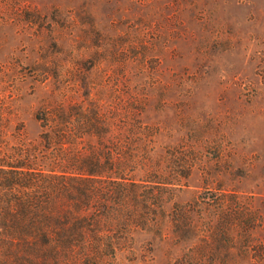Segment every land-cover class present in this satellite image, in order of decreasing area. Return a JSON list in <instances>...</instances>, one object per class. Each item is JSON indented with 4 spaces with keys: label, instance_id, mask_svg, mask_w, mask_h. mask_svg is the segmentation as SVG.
<instances>
[{
    "label": "rangeland",
    "instance_id": "rangeland-1",
    "mask_svg": "<svg viewBox=\"0 0 264 264\" xmlns=\"http://www.w3.org/2000/svg\"><path fill=\"white\" fill-rule=\"evenodd\" d=\"M52 109L126 182L79 264H264V0H0V151Z\"/></svg>",
    "mask_w": 264,
    "mask_h": 264
},
{
    "label": "trees",
    "instance_id": "trees-1",
    "mask_svg": "<svg viewBox=\"0 0 264 264\" xmlns=\"http://www.w3.org/2000/svg\"><path fill=\"white\" fill-rule=\"evenodd\" d=\"M55 113L37 112L42 129L37 145L21 142L0 151V264H79V248L98 254L111 244L102 241L109 237L112 210V193L105 184L122 196L119 188L126 182L109 156L100 164L101 152L83 155L69 122ZM99 128L87 120L80 129L95 135ZM81 260L96 261L91 256Z\"/></svg>",
    "mask_w": 264,
    "mask_h": 264
}]
</instances>
